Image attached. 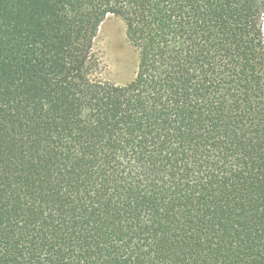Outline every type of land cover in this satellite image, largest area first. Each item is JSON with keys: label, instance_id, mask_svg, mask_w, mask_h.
<instances>
[{"label": "trees", "instance_id": "16d2710c", "mask_svg": "<svg viewBox=\"0 0 264 264\" xmlns=\"http://www.w3.org/2000/svg\"><path fill=\"white\" fill-rule=\"evenodd\" d=\"M120 17L134 76H92ZM264 0H0V264H264Z\"/></svg>", "mask_w": 264, "mask_h": 264}, {"label": "rangeland", "instance_id": "374dc122", "mask_svg": "<svg viewBox=\"0 0 264 264\" xmlns=\"http://www.w3.org/2000/svg\"><path fill=\"white\" fill-rule=\"evenodd\" d=\"M92 53L93 77L123 84L134 76L138 52L129 42L125 24L120 17L108 15L104 19L94 39Z\"/></svg>", "mask_w": 264, "mask_h": 264}]
</instances>
